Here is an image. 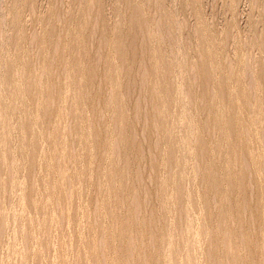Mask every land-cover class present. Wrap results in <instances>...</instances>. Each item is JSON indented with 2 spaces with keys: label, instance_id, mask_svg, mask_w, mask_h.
Masks as SVG:
<instances>
[{
  "label": "rangeland",
  "instance_id": "374dc122",
  "mask_svg": "<svg viewBox=\"0 0 264 264\" xmlns=\"http://www.w3.org/2000/svg\"><path fill=\"white\" fill-rule=\"evenodd\" d=\"M263 99L264 0H0V264H264Z\"/></svg>",
  "mask_w": 264,
  "mask_h": 264
},
{
  "label": "bare ground",
  "instance_id": "6f19581e",
  "mask_svg": "<svg viewBox=\"0 0 264 264\" xmlns=\"http://www.w3.org/2000/svg\"><path fill=\"white\" fill-rule=\"evenodd\" d=\"M158 3V2H157ZM83 4V3H82ZM129 7V6H128ZM84 9V8H83ZM145 10V9H144ZM166 16V15H165ZM81 19V18H80ZM176 21V20H175ZM201 22V21H200ZM199 22V23H200ZM148 23V22H147ZM174 24V23H173ZM85 28V27H84ZM205 29V28H204ZM142 30V29H141ZM86 31V30H85ZM115 31V30H114ZM147 31V30H146ZM175 31V30H174ZM119 32V31H118ZM150 32V31H149ZM195 34V33H194ZM214 34V33H213ZM107 35H109V34H107ZM124 36V35H123ZM87 37V36H86ZM178 37V36H177ZM193 37V36H192ZM205 37V36H204ZM127 38V37H126ZM73 39V38H72ZM140 39V38H139ZM181 39V38H180ZM202 39V38H201ZM231 39V38H230ZM110 40V39H109ZM121 41V40H120ZM90 42V41H89ZM140 42V41H139ZM152 42V41H151ZM18 43V42H17ZM167 43V42H166ZM197 43V42H196ZM177 44V43H176ZM71 45V44H70ZM117 45V44H116ZM124 45V44H123ZM122 45V46H123ZM197 45V44H196ZM157 46V45H156ZM66 47V46H65ZM116 47V46H115ZM114 47V48H115ZM118 47H119V44H118ZM118 47H116V48H118ZM121 47V46H120ZM256 47V46H255ZM77 48H78V46H77ZM153 48V47H152ZM66 49V48H65ZM110 49V48H109ZM215 49V48H214ZM209 50V49H208ZM120 51H121V49H120ZM138 51V50H137ZM154 51V50H153ZM201 51V50H200ZM176 52V51H175ZM210 52V51H209ZM244 52V51H243ZM262 52V51H261ZM174 53V52H173ZM106 54V53H105ZM155 54V53H154ZM210 54V53H209ZM160 55V54H159ZM158 55V56H159ZM169 55V54H168ZM13 56V55H12ZM105 56V55H104ZM118 56V55H117ZM116 56V57H117ZM202 56V55H201ZM154 57V56H153ZM200 57V56H199ZM149 58V57H148ZM147 58V59H148ZM216 58V57H215ZM4 60V59H3ZM118 60V59H117ZM146 60V59H145ZM216 60V59H215ZM155 61V60H154ZM180 61V60H179ZM233 61V60H232ZM65 62V61H64ZM139 62V61H138ZM149 62V61H148ZM153 62V61H152ZM104 63V62H103ZM120 63H121V61H120ZM218 63V62H217ZM126 64V63H125ZM180 64V63H179ZM107 65V64H106ZM146 65V64H145ZM70 66V65H69ZM143 66V65H142ZM155 66V65H154ZM258 66V65H257ZM66 67V66H65ZM81 67V66H80ZM89 67V66H88ZM6 68V67H5ZM82 68V67H81ZM180 68V67H179ZM184 68V67H183ZM200 68V67H199ZM202 68V67H201ZM80 69V68H79ZM115 69V68H114ZM151 70V69H150ZM179 70V69H178ZM143 71V70H142ZM164 71V70H163ZM166 71V70H165ZM106 72V71H105ZM182 72V71H181ZM87 73V72H86ZM119 73V72H118ZM122 73V72H121ZM166 73V72H165ZM223 73V72H222ZM9 74V73H8ZM68 74V73H67ZM143 74V73H142ZM141 74V75H142ZM178 74V73H177ZM198 74V73H197ZM80 75V74H79ZM239 75V74H238ZM144 76V75H143ZM203 76V75H202ZM232 76V75H231ZM145 78V77H144ZM96 79V78H95ZM142 79H143V77H142ZM157 79V78H156ZM219 79V78H218ZM144 80V79H143ZM155 80V79H154ZM141 81V80H140ZM151 81V80H150ZM202 81V80H201ZM213 81V80H212ZM14 82V81H13ZM118 82V81H117ZM124 82V81H123ZM155 82V81H154ZM168 82V81H167ZM216 82V81H215ZM176 83V82H175ZM18 84V83H17ZM143 84V83H142ZM145 84V83H144ZM155 84V83H154ZM162 84H165L164 82L162 83ZM174 84V83H173ZM203 84V83H202ZM201 84V85H202ZM102 85V84H101ZM75 86V85H74ZM85 86V85H84ZM121 86V85H120ZM155 86V85H154ZM168 86V85H167ZM171 86V85H170ZM177 86V85H176ZM19 87V86H18ZM67 87V86H66ZM157 87V86H156ZM165 87V86H164ZM204 87V86H203ZM254 87V86H253ZM101 88V87H100ZM127 88V87H126ZM154 88V87H153ZM9 89V88H8ZM77 89V88H76ZM106 89V88H105ZM124 89V88H123ZM161 89V88H160ZM260 89V88H259ZM156 90V89H155ZM162 90V89H161ZM170 90V89H169ZM204 90V89H203ZM12 91V90H11ZM119 91V90H118ZM166 91H168V90H166ZM212 91V90H211ZM102 92V91H101ZM150 92H151V90H150ZM12 93V92H11ZM82 93V92H81ZM141 93V92H140ZM143 93V92H142ZM160 93H161V91H160ZM166 93H168V92H166ZM165 93V94H166ZM175 93V92H174ZM198 93V92H197ZM213 93V92H212ZM221 93V92H220ZM121 94V93H120ZM159 94V93H158ZM192 94V93H191ZM199 94H201V93H199ZM156 95V94H155ZM176 95V94H175ZM212 95V94H211ZM159 96V95H158ZM187 96V95H186ZM190 96V95H189ZM237 96V95H236ZM69 97V96H68ZM80 97V96H79ZM111 97V96H110ZM143 97V96H142ZM181 97V96H180ZM233 97V96H232ZM116 98V97H115ZM132 98V97H131ZM177 98V97H176ZM197 98V97H196ZM214 98V97H213ZM217 98V97H216ZM230 98V97H229ZM248 98V97H247ZM145 99V98H144ZM158 99V98H157ZM164 99V98H163ZM171 99V98H170ZM192 99H194V98H192ZM203 99V98H202ZM227 99V98H226ZM69 100V99H68ZM177 100V99H176ZM264 100V99H263ZM147 101V100H146ZM163 101V100H162ZM166 101V100H165ZM196 101V100H195ZM220 102V101H219ZM236 102V101H235ZM119 103V102H118ZM141 103V102H140ZM151 103H152V101H151ZM158 103V102H157ZM227 103V102H226ZM76 104V103H75ZM115 104V103H114ZM168 104V103H167ZM174 104V103H173ZM181 104V103H180ZM187 104V103H186ZM228 104H229V102H228ZM246 104V103H245ZM78 105V104H77ZM122 105V104H121ZM171 105V104H170ZM72 106V105H71ZM114 106V105H113ZM180 106V105H179ZM207 106V105H206ZM243 106V105H242ZM255 106V105H254ZM122 107V106H121ZM170 107V106H169ZM181 107V106H180ZM245 107V106H244ZM166 108V107H165ZM183 108V107H182ZM207 108V107H206ZM218 108V107H217ZM178 109V108H177ZM199 109V108H198ZM226 109V108H225ZM237 109V108H236ZM160 110V109H159ZM185 110V109H184ZM196 110V109H195ZM213 110V109H212ZM222 110V109H221ZM6 111V110H5ZM161 111V110H160ZM214 111V110H213ZM122 112V111H121ZM137 112V111H136ZM182 112V111H181ZM196 112V111H195ZM149 113V112H148ZM185 113V112H184ZM224 113V112H223ZM227 112H225V114H226ZM163 114V113H162ZM210 114V113H209ZM31 115V114H30ZM68 115V114H67ZM148 115H150V114H148ZM24 116V115H23ZM123 116V115H122ZM198 116V115H197ZM202 116V115H201ZM213 116V115H212ZM70 117V116H69ZM220 117V116H219ZM222 117V116H221ZM78 118V117H77ZM182 118V117H181ZM184 118H185V116H184ZM74 119V118H73ZM134 119V118H133ZM158 119V118H157ZM125 120V119H124ZM197 120V119H196ZM180 121V120H179ZM219 121H220V119H219ZM125 122V121H124ZM212 122V121H211ZM167 123V122H166ZM210 123V122H209ZM240 123V122H239ZM129 124V123H128ZM130 125V124H129ZM161 125V124H160ZM217 125V124H216ZM232 125V124H231ZM159 127V126H158ZM190 127V126H189ZM79 128V127H78ZM116 128V127H115ZM167 128V127H166ZM169 128V127H168ZM171 128V127H170ZM169 128V129H170ZM121 130V129H120ZM214 132V131H213ZM180 134V133H179ZM233 134V133H232ZM227 136V135H226ZM181 137V136H180ZM235 137V136H234ZM252 137V136H251ZM174 138V137H173ZM230 138V137H229ZM256 139V138H255ZM180 140V139H179ZM228 140V139H227ZM253 140V139H252ZM230 141V140H229ZM251 141V140H250ZM99 142V141H98ZM253 142V141H252ZM242 143V142H241ZM246 143H247V141H246ZM119 144V143H118ZM176 144V143H175ZM238 144V143H237ZM249 144V143H248ZM118 147V146H117ZM120 148V147H119ZM114 149V148H113ZM162 149V148H161ZM238 149V148H237ZM263 150V149H262ZM108 151V150H107ZM242 151V150H241ZM235 152H237V151H235ZM264 152V151H263ZM121 153V152H120ZM243 153V152H242ZM112 154V153H111ZM235 154V153H234ZM256 154V153H255ZM232 155V154H231ZM187 156V155H186ZM244 157V156H243ZM85 158V157H84ZM195 159V158H194ZM219 159V158H218ZM240 159V158H239ZM250 160V159H249ZM161 161V160H160ZM212 163V162H211ZM228 163V162H227ZM115 164V163H114ZM215 164V163H214ZM217 164V163H216ZM215 164V165H216ZM224 164V163H223ZM226 166V165H225ZM224 166V167H225ZM232 166V165H231ZM216 167V166H215ZM211 168V167H210ZM225 169H227V168H225ZM254 169V168H253ZM234 170V169H233ZM227 171V170H226ZM231 171V170H230ZM242 171V170H241ZM213 172V171H212ZM209 173V172H208ZM243 173V172H242ZM251 173V172H250ZM262 173V172H261ZM115 174V173H114ZM206 174V173H205ZM210 174V173H209ZM167 175V174H166ZM110 176V175H109ZM165 176V175H164ZM204 176V175H203ZM208 176V175H207ZM211 176V175H210ZM220 176V175H219ZM230 176V175H229ZM249 176V175H248ZM206 177V176H205ZM245 177V176H244ZM159 178V177H158ZM168 179V178H167ZM204 179V178H203ZM224 179V178H223ZM208 180V179H207ZM170 181V180H169ZM229 181V180H228ZM205 182H206V180H205ZM217 182V181H216ZM257 182V181H256ZM262 183V182H261ZM264 183V182H263ZM159 184V183H158ZM168 184V183H167ZM161 191V190H160ZM129 192V191H128ZM163 192V191H162ZM168 192V191H167ZM260 192V191H259ZM221 193V192H220ZM223 193V192H222ZM170 194V193H169ZM123 195V194H122ZM193 195V194H192ZM220 196V195H219ZM118 197V196H117ZM123 197V196H122ZM210 198V197H209ZM162 199V198H161ZM166 199V198H165ZM122 200V199H121ZM217 201V200H216ZM237 201V200H236ZM124 202V201H123ZM117 203V202H116ZM127 203V202H126ZM118 204V203H117ZM141 206V205H140ZM210 210V209H209ZM119 211V210H118ZM121 213V212H120ZM131 214V213H130ZM138 214V213H137ZM122 215V214H121ZM124 217V216H123ZM205 218V217H204ZM128 219H129V217H128ZM127 219V220H128ZM193 219V218H192ZM144 220V219H143ZM147 220V219H146ZM123 222V221H122ZM127 223H128V221H127ZM129 224V223H128ZM145 226V225H144ZM125 227V226H124ZM138 227V226H137ZM136 227V228H137ZM141 227V226H140ZM217 227V226H216ZM128 228V227H127ZM133 228V227H132ZM144 228V227H143ZM119 229V228H118ZM145 230V229H144ZM111 231V230H110ZM126 231H128V230H126ZM138 231V230H137ZM124 232V231H123ZM203 232V231H202ZM142 234V233H141ZM231 234V233H230ZM126 235V234H125ZM161 235V234H160ZM165 235V234H164ZM207 235V234H206ZM211 235V234H210ZM107 236V235H106ZM230 236V235H229ZM109 238V237H108ZM173 238V237H172ZM172 238H171V240H172ZM212 238V237H211ZM235 238V237H234ZM159 239V238H158ZM177 239V238H176ZM199 239V238H198ZM201 239V238H200ZM222 239V238H221ZM165 240V239H164ZM114 241V240H113ZM167 241V240H166ZM241 241V240H240ZM243 241V240H242ZM250 241V240H249ZM137 242V241H136ZM164 242V241H163ZM262 242V241H261ZM205 243V242H204ZM105 245V244H104ZM129 245V244H128ZM139 245V244H138ZM158 245H159V243H158ZM114 246V245H113ZM192 246V245H191ZM202 246V245H201ZM233 246V245H232ZM235 246V245H234ZM239 246V245H238ZM248 246V245H247ZM204 247V246H203ZM228 247V246H227ZM262 247V246H261ZM158 248V247H157ZM172 248V247H171ZM233 248V247H232ZM129 249V248H128ZM130 249H132V248H130ZM134 249V248H133ZM166 250V249H165ZM238 250V249H237ZM135 251V250H134ZM184 251V250H183ZM221 251V250H220ZM112 252V251H111ZM156 252V251H155ZM225 252V251H224ZM113 253V252H112ZM119 253V252H118ZM142 253V252H141ZM145 253V252H144ZM205 253V252H204ZM110 254V253H109ZM164 254H166V253H164ZM231 254V253H230ZM176 255V254H175ZM237 255V254H236ZM153 256V255H152ZM215 256V255H214ZM220 256H221V254H220ZM210 257H211V255H210ZM118 258V257H117ZM123 258V257H122ZM130 258V257H129ZM215 258V257H214ZM227 258V257H226ZM246 258V257H245ZM207 259V258H206ZM229 259V258H228ZM82 260V259H81ZM141 260V259H140ZM147 260V259H146ZM120 261V260H119ZM195 261V260H194ZM221 261V260H220ZM112 262V261H111ZM114 262V261H113ZM128 262V261H127ZM135 262V261H134ZM172 262V261H171ZM178 262V261H177ZM219 262V261H218ZM258 262V261H257ZM208 263H210V262H208ZM228 263V262H227ZM128 264V263H127Z\"/></svg>",
  "mask_w": 264,
  "mask_h": 264
}]
</instances>
